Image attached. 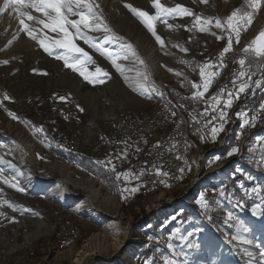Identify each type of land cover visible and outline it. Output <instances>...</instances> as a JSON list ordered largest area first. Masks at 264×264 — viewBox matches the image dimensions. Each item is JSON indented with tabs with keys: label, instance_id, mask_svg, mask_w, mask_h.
<instances>
[{
	"label": "rangeland",
	"instance_id": "obj_1",
	"mask_svg": "<svg viewBox=\"0 0 264 264\" xmlns=\"http://www.w3.org/2000/svg\"><path fill=\"white\" fill-rule=\"evenodd\" d=\"M216 1L218 0L201 3V0H161V3L169 8L177 4L184 5L203 18H212L213 22L219 19L226 27L225 17H220L219 14L221 4ZM94 3L99 5L97 11L112 29V33L122 38L106 42V37L111 33L89 32L88 40L95 42L96 48L77 39L76 43L95 61L94 64L87 65L89 71H94L99 66L110 73V79L96 85L89 84L77 73L66 69L62 61L49 57L40 50L38 44L21 30V17L13 5L9 4L0 12V101H3L0 103V204L4 202L8 207L12 197L16 209L10 210V214L17 217L8 228L11 225H24L20 237L22 248L11 258L10 263L72 264L74 252L92 234L107 231L120 236L124 223L128 222V243L136 246V253L130 258L119 253L112 261L117 252L106 249L90 258L86 264H264V197L259 194L258 187L264 173L263 142L256 145L250 141L249 145L245 144L248 137L238 148L239 151L229 157L226 155L227 146L222 142L225 134H218L222 136V140H217V136L212 141L208 132L207 139H202L203 151L206 152L197 162L196 177L188 182L186 189H174L161 199L157 198L159 193L152 196L140 190L130 192L117 188L112 174L101 167L99 172H95V164L89 160L82 165L83 170L76 173L78 167L74 165L70 173L62 161L60 163L42 155L38 139L42 136V124L48 123L46 120L51 114L52 103L59 98L53 99L54 92L64 95L68 104L77 108V117L72 122L62 123L63 127L58 126L68 132L75 130L79 147L87 148L88 139H94L95 131L107 127L106 124L121 109L167 111L168 100H172L170 93L173 94L176 90L171 84L181 83L178 75L187 79L193 73L198 74L205 44L213 46L217 41H227L228 35H210L218 34V31L222 33L214 24L208 32H200L193 25L194 17L169 18L167 23L173 25L172 28L160 21L156 23L157 33L164 40V45L161 46L125 7V4H132L152 12V0H94ZM3 6L4 0H0V8ZM263 9L261 7L254 14L247 30L250 27L264 30ZM20 10L39 19L44 18L31 8ZM24 19L30 27L40 28L34 21H28L26 17ZM185 27L189 30H185ZM242 32L245 34L246 30ZM217 37L222 38L218 40ZM125 43L133 46L136 56L128 53L127 59H118L117 62L122 66V71H118L107 56L97 49L100 46L114 49L122 57ZM182 49H187V52ZM150 51H155L154 57L158 61L161 58L156 79L150 74L148 78H144L142 73L144 56ZM240 51L242 58L247 56L244 48ZM5 60L8 61L7 64L3 63ZM33 69L46 71L47 75L34 74ZM261 81L262 85L259 87H264V78ZM5 95L12 99L4 100ZM9 111L16 113L19 120L12 119L8 115ZM254 132L261 131L252 130L249 136ZM202 136L206 138L205 133ZM23 139L35 146V155L31 158L20 145L19 141ZM216 157L220 159L216 160ZM36 169L44 176L35 175ZM39 178L48 180L53 187H50V191L41 189L44 196V203L41 205L48 214L43 218L46 223L39 221L42 222L40 228L33 227L31 222L32 218H38L44 212L42 208L39 211L33 210L32 207L38 208V204L31 205V199H26L27 189L32 188ZM89 179L97 187L95 182H98L103 192L111 196V201L106 202L100 195L95 196L87 189L85 185ZM5 180L9 183H5ZM10 183H16L24 191L14 189ZM36 188L37 185L32 189ZM118 190H121V195ZM32 196L35 197L34 194ZM201 197L205 198L207 207L199 203ZM186 199L191 204H184ZM69 200H79L81 207L74 210L75 206L72 208L65 203ZM89 203L117 219H113L112 223L101 221L100 214ZM52 206L55 208H51ZM171 208H175L174 211ZM67 219L75 222L79 228V239L70 249L56 250L53 230ZM7 231L2 230L4 234ZM24 236L35 240L32 247L23 246ZM42 240L43 245L37 246V241ZM3 243L4 240L0 237V245Z\"/></svg>",
	"mask_w": 264,
	"mask_h": 264
},
{
	"label": "bare ground",
	"instance_id": "obj_2",
	"mask_svg": "<svg viewBox=\"0 0 264 264\" xmlns=\"http://www.w3.org/2000/svg\"><path fill=\"white\" fill-rule=\"evenodd\" d=\"M154 53L155 51H150L148 54H145L144 56L145 65L143 66L142 69L144 78H148L150 74L153 79H156L158 75L157 66L161 61L160 60L161 58L158 61V59L154 57L155 56ZM216 56L217 55L215 54L214 58H216ZM237 58H242L239 51L230 50L228 53L225 54L223 65L216 72L217 75L215 76L214 80L211 83L212 92L222 90L224 88L223 86L226 85V82L232 80L234 75V68H236ZM201 82L196 84H202ZM192 84L193 83L191 81L190 82L185 81L179 87L180 89L177 92L183 93L190 91V88H193ZM199 89L193 88V90H199ZM263 101L264 99L259 100L257 102L249 101V107L243 108L242 112L239 113L246 112L248 114L247 119L250 122L249 117L251 115V111L259 110L262 107ZM168 105L169 108H172V106H174L173 110L169 111V114H167V111L149 112L145 110H135V111H126L123 109L119 110V112L113 118H111L108 124H106L107 127L105 128L103 127V129H100L94 134L95 135L94 139L96 140V150H97L96 153L93 154L95 158H97L99 161L104 162V159H106V157L108 156V151L111 150L113 157L124 156V148L112 149V144H114V141L115 142L123 141V138L129 133L130 134L139 133L142 136H144V138H148L150 142L158 141L159 138H163V135L165 136V138L177 136L178 129L183 127V121L182 119H178V116H184L185 111H187V104L177 106L176 99H172V100H168ZM51 106L53 110L56 112V114L60 116L64 122L70 123L72 122V120H74L77 117V108H75L71 104L69 105L67 101L65 102V101H60L59 99H55ZM236 113L238 112H235V114L232 116L230 125L227 128V130L226 127H224V130L220 132L222 134H225L226 136L223 138L222 142L227 146L228 151L230 150V148L233 147L239 148L243 144V142H236V139L240 137L242 132H244L245 123L243 118L240 119L237 118ZM131 123H135V124L130 125ZM262 129H264V123H261L260 125L252 126L250 132L252 130H262ZM46 131H47L46 134L47 136H48V132H50L51 134L55 133L56 135H60L59 136L60 144H58V141H56L55 137L49 138L50 141H52L53 147L58 152L57 154H55L54 157L60 159L65 164L64 167L71 173L72 169L68 165H71L73 163V159L72 157H70V155L80 150L79 140H77L76 131L74 130L68 132L66 130H63L58 125L48 126ZM204 133L205 131L199 128H191V131H189L190 140H195V141H188V144H186V153H187L186 168H185L186 172L183 173L182 177L175 179L174 181L171 182L160 181L153 183L151 185V189L148 191L141 190V187L137 186L139 190L144 192L146 195H152V196L154 194L159 193L157 198L161 199L162 196L167 195V193L171 192L174 189H186L188 182L192 181V179L196 177L197 162L203 156L202 153L203 143H202V139L200 138ZM248 137L249 134H245V141L247 140ZM19 142L21 147H23L26 150L30 158L31 156L35 155V146L32 142L26 141L24 139ZM66 147H68V150L66 149ZM136 149H141V142L136 141L130 143V150H136ZM152 149H154V142L147 143V150H152ZM106 167H107L106 169L107 171H110L112 174L116 173L114 165H106ZM98 177L100 179L99 175ZM113 180L116 183L115 176H113ZM36 182L37 183H35L32 186V188H34V186L36 185L37 188L32 189L29 187L27 189V192L33 193L38 197L44 198L43 191L41 189L43 190L47 189L50 191V189L53 188L51 187L52 183L43 178L41 179L39 178L38 181ZM95 183L98 185L99 188L93 184V181L91 179H89L85 187L87 189H90L94 193V195L95 194L100 195V197L103 198V200H105L106 202L111 201V196L103 192V189L101 188L98 182ZM57 187H59V185H57ZM76 202H78V204ZM184 202H185L184 204L190 203L188 202L187 199ZM65 203H67V205L71 206L72 208L75 206L74 210H77L78 208L81 207L79 200L77 201L69 200L68 202ZM89 204L93 206L94 211H97L100 214L102 218L101 221L112 223L114 222L113 219H117L115 216H110L107 212H104L101 208H97V206L94 205L93 203H89ZM174 209L175 208H171L172 211H174ZM31 223L33 227H38V228H40L42 225V222L40 223L39 220H33ZM23 227L24 225L22 224L11 226L9 232L3 237L4 243L0 245V264H11L10 263L11 258L18 253L17 251L20 248H22L20 243V237L22 234ZM129 227L130 225L128 222L124 223L122 228V233L120 236L109 234L107 231L92 234L90 238L86 241V243L74 252V255L72 257V264H86L90 260V258L96 256L97 253H101L102 251H105L106 249H111L112 252L114 253L119 251V253L126 254L125 256H127V258H130L134 253H136L137 248L136 246L128 243ZM37 231L39 232V229ZM53 231H54L53 235L56 243L55 244L56 250L72 248L75 242H77V240L79 239V235H80L79 228L76 226L75 222L71 221L70 219L62 221V223H60L59 226H55ZM24 239L25 242L23 246H26V248L33 246L35 240L27 239L25 236ZM63 242H67L68 245L63 244ZM107 264H112V263L109 262Z\"/></svg>",
	"mask_w": 264,
	"mask_h": 264
},
{
	"label": "snow or ice",
	"instance_id": "obj_3",
	"mask_svg": "<svg viewBox=\"0 0 264 264\" xmlns=\"http://www.w3.org/2000/svg\"><path fill=\"white\" fill-rule=\"evenodd\" d=\"M201 3H207V0H201ZM9 4L16 8L18 16L21 17L19 20L21 30L26 33L27 37L35 41L38 44L39 49L49 57H54L55 59L62 61L63 66L66 69L77 73L89 84H103L106 80L111 78L110 73L99 66H97L94 71H89L87 65L94 64L95 61L83 47L76 43L77 39H81L85 43H88L92 47L96 48L97 44L93 41H89L87 34L89 32L100 31L111 33L110 36L106 37V42H110L114 39H122L117 37L115 33H112V29L107 25L101 13L97 11L99 5L94 3V0H4V6L3 8H0V12H3ZM125 7L139 19L142 25L152 34L161 46L164 45V40L157 33L156 23L157 21H160L167 24L169 28H172L173 25L167 23L169 18L182 19L184 17H194L193 25L200 32H208L213 24L217 29H221L222 31L226 30L228 32L227 46L224 47L220 53V57L222 59L224 55L232 49L233 35L235 36L236 43H239L241 32L247 30V27L250 26L253 21L254 14L258 12L261 7H264V0H248V7L250 11H241L240 8L232 11L226 18V29L225 25L222 24L219 19H215L213 22L212 18H203L200 15H196L186 6L180 4L169 8L165 7L161 3V0H152V12L134 7L132 4H125ZM22 8H31L41 14L44 18L39 19L36 16H32L24 11H21L20 9ZM25 17L28 21H34L40 26V28L34 29L30 27V25L25 22ZM185 30L189 29L185 27ZM48 33H52L54 35L49 36ZM212 34L215 35V33ZM221 38L222 37H217L218 40ZM9 43H11V41ZM124 49L125 53L122 57L120 53L114 49L100 46L97 50L101 51L102 54H105L118 71H122V66L117 62V60L120 58L127 59L128 53L132 56H136V52L130 43H125ZM182 50L187 52V49ZM244 52L254 54V57L257 60L264 59V30L260 31L251 40V42L244 48ZM140 62L143 63V61ZM3 63L7 64L8 61L5 60ZM238 63L242 70L239 72V82L236 79L232 81L233 85L236 86L234 91L228 92V98L225 100L213 97L215 103H211L210 101L208 102L212 111L218 113V116L214 115L212 120L219 121L218 126H213L211 128L210 136L212 141H215L218 134L224 130L225 123L227 122V110L232 106L233 98L235 97L238 99L240 94L245 93L252 86L253 73L251 72L250 67L249 70H244L246 60L242 58L238 61ZM210 67L211 66L207 63L200 67L199 74L202 84H196L193 82L192 87L194 89L202 87L203 91L194 92V98L203 97L205 92L209 89L212 79L217 75L216 72L206 71V69H210ZM33 73L47 75L46 71H40L37 69H33ZM125 79H127V77H125ZM254 83L257 87L262 85V81L260 79L255 80ZM3 99L11 100L12 98L5 95ZM58 99L65 102L67 100V98L63 96ZM0 103H3V101H0ZM77 107L80 111H83V108H80L79 105H77ZM205 111H207V109ZM8 115L14 120H19V117L14 112L9 111ZM236 115L238 119H244L245 125L249 123L247 119L248 114L246 112H238ZM211 122L212 121H209L208 123ZM40 130L43 131L42 128ZM201 138L203 139L204 137L202 136ZM238 151L239 149L237 147H233L226 155L231 157ZM215 159L219 160L220 157H216ZM105 163L110 164L111 161H106ZM156 174L167 175V173H162L159 170ZM122 176L129 177L130 174L118 173L117 180H120ZM4 182L9 183L7 180ZM130 182L131 179L125 180V183ZM10 186L18 191H24V189L18 187L16 183H10ZM127 190L128 189H125V191ZM135 191H137L136 187L131 188V192ZM199 203H201L202 206L207 207V202L204 197H201ZM9 207H12V205H9ZM0 216H4L2 211H0ZM229 218H231V214H229ZM12 222H15V218H13Z\"/></svg>",
	"mask_w": 264,
	"mask_h": 264
},
{
	"label": "built area",
	"instance_id": "obj_4",
	"mask_svg": "<svg viewBox=\"0 0 264 264\" xmlns=\"http://www.w3.org/2000/svg\"><path fill=\"white\" fill-rule=\"evenodd\" d=\"M220 53L221 52L216 54V58L211 60L209 64L211 66L209 71L217 72L222 67L225 55L221 59ZM240 59L242 58H237L233 78L231 81L226 82V85L223 86V91L219 90L212 92L210 84L209 89L207 92H205L203 97H193L194 92L203 91L202 87L199 90H193V88H190V91L188 92H176L175 95L170 93L171 99H176L177 106L187 104V111H185L184 116H178V119H182L183 121V127L178 129L177 136L165 138L163 135V138H159L158 141H152L154 142V149L152 150H147V143L152 142H150L148 138H144V136L139 133H129L123 138V141H114V144H112V149L124 148V156L113 157L111 150L108 151V156L106 159H104V162L111 161L110 164L106 165L115 166L116 173L114 176L116 177L117 188L126 187L131 192V188L140 186L141 190L148 191L151 189V185L153 183L160 181L171 182L182 177L183 173L186 172V144H188V141H195L190 140L189 131H191V128L202 129L205 131L206 137V134L211 132V128L213 126H218L219 121L212 120V117L214 115L218 116V113L212 111L208 102L210 101L211 103H215L213 97H218L221 100H225L228 98L227 93L234 91L236 86L233 85L232 81L236 79L239 82V72L242 70L238 63ZM243 59H245V57ZM256 78H259L260 80L264 78V69ZM256 78L252 80V86L241 98H239V100H235V97L233 98V104L227 110V122L224 126L226 127V130L229 127L232 116L235 114V112H242L243 108L249 107V101L247 102L246 99L255 88H259L254 83ZM165 91L167 90L165 89ZM173 107L174 106H172V108H167V114H169L170 110H173ZM206 109L207 111H205ZM249 119V124L244 125V132H242L240 137L236 139V142L244 143L245 134L250 133L252 126L264 123V101L262 103V107L259 110L251 111ZM209 121L212 122L208 123ZM133 124L135 123H131L130 125ZM59 136L60 135H56L55 133L51 134L48 132V138L55 137L56 141H58V144H60ZM203 139H207V137ZM217 140H222V136L218 135ZM136 141L141 142V149L130 150V143ZM66 149L68 150V147H66ZM204 152L206 151L202 150L203 154ZM158 170L162 173H167V175H157L156 173ZM118 173H129L130 176H122L120 180H117ZM197 176L199 178V174H197ZM126 179H131V182L125 183ZM8 209L10 214V208ZM63 244L68 245L67 242H63Z\"/></svg>",
	"mask_w": 264,
	"mask_h": 264
},
{
	"label": "crops",
	"instance_id": "obj_5",
	"mask_svg": "<svg viewBox=\"0 0 264 264\" xmlns=\"http://www.w3.org/2000/svg\"><path fill=\"white\" fill-rule=\"evenodd\" d=\"M218 4H221V8H220V17H225L224 19L226 20V18L229 16V14L234 11L235 9L237 8H240L241 11H250L249 7H248V0H218L216 1ZM263 18H264V9H263ZM226 29V27H225ZM215 29H213L214 31ZM260 32V29L259 28H256V27H250L248 28V30H246L245 34L243 32H241V36H240V40H239V43H236V39L234 38L233 39V45H232V49L231 50H234V51H240V49H243L245 48L250 42L251 40ZM221 34H224V36L228 35V32L225 30V31H222V33L220 31H218V34L215 33V36H220ZM211 36H214L213 34H210ZM227 46V41H223V42H220V41H217V43H214L213 46L210 45V44H205V47L202 49V55H204L200 61V64L198 66V74L197 73H193V76H191L190 78H183V75L179 74L178 77H179V82H181L180 84H178L177 82H173L171 84V86H174L176 87V90L175 92L173 93V95H175V93L179 90V87L185 82V81H188V82H201V78H200V74H199V69L200 67H202L205 63L207 64H210L212 58H214L215 54L221 52L223 50L224 47ZM241 52V51H240ZM245 60H246V65H245V68L244 70H249V67L251 69V72L253 73V75L256 73V72H260L262 71L261 70V67H262V63H263V60L261 62V60H257L255 57H254V54L252 53H247V56H245ZM206 71H209V69H206ZM253 75H252V80H253ZM177 77V78H178ZM174 81V80H173ZM178 81V80H177ZM202 83V82H201ZM247 92V91H246ZM245 92V93H246ZM245 93L243 94H240L239 98H241ZM62 95L60 93H56L54 92V96H53V99L54 97H61ZM63 97H65L63 95ZM235 98V100H239ZM53 99L51 100V102L53 101ZM262 100V99H260ZM50 101V100H49ZM67 101V100H66ZM50 102V104H51ZM68 102V101H67ZM76 104V103H75ZM77 106V104H76ZM77 119L74 121L76 122ZM48 122V123H47ZM46 123L47 124H42L44 125L43 130L41 133V137L40 139H38V141H40L39 143V150L41 151L42 155L44 157H48L49 159L51 160H57V161H60V159L54 157L55 154H57V150L53 147L52 145V141H50V139L48 138V136L46 135L47 134V127L50 126V125H60L61 127H63L62 123H65L62 118L60 116H58L56 114V112L51 108V114L48 118V120H46ZM46 125V126H45ZM263 130V131H262ZM262 130H259L261 132H254L251 134V136H249L248 140L245 142L246 143H251L252 144H264V129ZM255 131H258V130H255ZM97 131H95L96 133ZM94 133V134H95ZM76 136H77V133H76ZM78 139V137H77ZM89 140V144L87 146V148H84L83 146H81L80 150L77 151V152H74L70 155V157H72L73 159V163L71 165H68L70 168L73 167L74 165L78 167V169H76V173L80 172L81 170H83L82 168V165H84L85 163L89 161L93 162L95 164V167L93 168L95 172H99L100 171V167L101 169L103 170H106L107 167H106V164L102 161H99L97 158H95V156L93 155V153L96 152V142L94 139H88ZM248 143V145H249ZM244 144V145H245ZM243 145V146H244ZM242 149V148H241ZM240 149V150H241ZM96 159V160H95ZM64 165V163H62ZM238 164H241V163H238ZM37 172L35 174H40V175H43V173L36 169ZM110 174H112L110 171H108ZM75 173V172H74ZM44 176V175H43ZM112 176H114V174H112ZM253 177H258V175H252ZM261 177L263 178H260V184L258 185V187H260V193L261 194V197L263 198L264 197V173L263 175H261ZM113 178V177H112ZM115 183V182H114ZM253 183V182H252ZM115 186H117V184L115 183ZM254 186V185H253ZM123 189H126L125 187H121ZM137 191H139V188H137ZM30 192H28L26 194L28 200H30L31 202V205L33 203H37L38 204V208H34L32 207L33 210H37L39 211L41 208H42V211L44 212V214L40 215V217L38 218H32V220H43L45 222V216L46 214V208L43 207L41 205V203H44L43 202V199L42 197H39L37 198L38 196L35 195L32 196V195H29ZM263 194V195H262ZM244 202V201H243ZM2 204V205H1ZM1 207H0V211H2L4 213V216H0V228H1V231H0V237L3 238L8 232H9V224L12 222L13 218H16L17 216H15V214H9V211L7 210L8 208H10V210H15L16 207H15V200L11 197L10 198V201L8 202V207L3 203H1ZM49 204V203H48ZM9 205H12V207H9ZM51 208H55V206H52ZM52 214V210L50 212V215ZM30 219V218H29ZM46 223V222H45ZM48 223V222H47ZM62 223V222H61ZM49 224V223H48ZM47 226V224H46ZM52 227V226H51ZM7 228H8V231H7ZM3 231H7L6 234H4ZM43 232H41L42 234ZM39 238V237H38ZM37 241V246H42L43 245V240L41 242Z\"/></svg>",
	"mask_w": 264,
	"mask_h": 264
},
{
	"label": "trees",
	"instance_id": "obj_6",
	"mask_svg": "<svg viewBox=\"0 0 264 264\" xmlns=\"http://www.w3.org/2000/svg\"><path fill=\"white\" fill-rule=\"evenodd\" d=\"M262 71H258L253 75V79H255L256 77H258L259 73H261ZM264 98V87H259V88H255L254 91L248 96V98L246 99V101H253V102H257L260 99ZM232 183V182H231ZM119 194L121 195V190H118Z\"/></svg>",
	"mask_w": 264,
	"mask_h": 264
},
{
	"label": "water",
	"instance_id": "obj_7",
	"mask_svg": "<svg viewBox=\"0 0 264 264\" xmlns=\"http://www.w3.org/2000/svg\"><path fill=\"white\" fill-rule=\"evenodd\" d=\"M263 69H264V60H263V63H262L261 70H263ZM257 79H259V78H256V80H257ZM118 254H119V251L113 256L112 261H114L115 257H116ZM98 258H100L101 260H104L102 257H98Z\"/></svg>",
	"mask_w": 264,
	"mask_h": 264
}]
</instances>
